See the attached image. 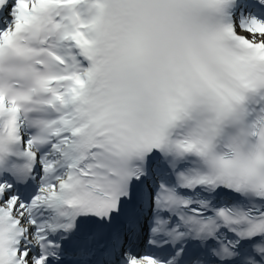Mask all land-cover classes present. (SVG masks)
Segmentation results:
<instances>
[{
  "label": "snow or ice",
  "instance_id": "obj_1",
  "mask_svg": "<svg viewBox=\"0 0 264 264\" xmlns=\"http://www.w3.org/2000/svg\"><path fill=\"white\" fill-rule=\"evenodd\" d=\"M0 264H264V0H0Z\"/></svg>",
  "mask_w": 264,
  "mask_h": 264
}]
</instances>
